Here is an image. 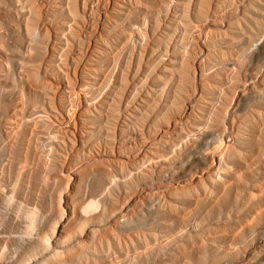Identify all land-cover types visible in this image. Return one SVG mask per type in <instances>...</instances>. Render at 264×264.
<instances>
[{
    "label": "rangeland",
    "instance_id": "rangeland-1",
    "mask_svg": "<svg viewBox=\"0 0 264 264\" xmlns=\"http://www.w3.org/2000/svg\"><path fill=\"white\" fill-rule=\"evenodd\" d=\"M68 172V264H264V0H0L8 264Z\"/></svg>",
    "mask_w": 264,
    "mask_h": 264
},
{
    "label": "bare ground",
    "instance_id": "bare-ground-1",
    "mask_svg": "<svg viewBox=\"0 0 264 264\" xmlns=\"http://www.w3.org/2000/svg\"><path fill=\"white\" fill-rule=\"evenodd\" d=\"M67 176V192L61 194L58 200V214L41 229L34 246L25 251L15 264H29L31 260L36 264H68L78 258L84 249V242L90 240L92 230H87L84 224L77 230L71 229L78 212L76 205H70L68 195L75 189L77 172H68ZM102 223L98 220L96 227ZM7 258L0 257V264H8Z\"/></svg>",
    "mask_w": 264,
    "mask_h": 264
}]
</instances>
